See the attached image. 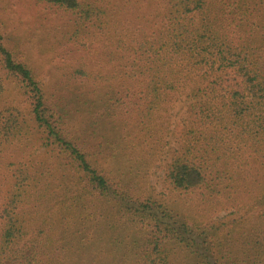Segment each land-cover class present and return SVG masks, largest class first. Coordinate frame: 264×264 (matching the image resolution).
I'll list each match as a JSON object with an SVG mask.
<instances>
[{
    "label": "trees",
    "instance_id": "trees-1",
    "mask_svg": "<svg viewBox=\"0 0 264 264\" xmlns=\"http://www.w3.org/2000/svg\"><path fill=\"white\" fill-rule=\"evenodd\" d=\"M34 1L110 41L75 95L49 91L0 21V79L29 105L0 111V264H264V0ZM183 92L166 180L196 217L104 166L160 153Z\"/></svg>",
    "mask_w": 264,
    "mask_h": 264
},
{
    "label": "rangeland",
    "instance_id": "rangeland-1",
    "mask_svg": "<svg viewBox=\"0 0 264 264\" xmlns=\"http://www.w3.org/2000/svg\"><path fill=\"white\" fill-rule=\"evenodd\" d=\"M119 13L122 24L133 21L125 18L124 11L116 14ZM0 21L49 91H62L75 95L79 89L76 87L83 83L82 78H77L72 70L78 64L79 58L83 64L91 62L96 66L103 45L110 41L109 33L103 34L104 32L76 37L72 25L68 29L79 40V45H76L74 38L70 41L67 28L65 32V22L68 23L67 12L57 7L38 4L34 0H0ZM78 46L81 47L79 50L76 49ZM190 102L187 93L183 92L171 109L169 132L160 153H149V147L144 149L140 146L135 152L126 155L121 152L122 145H120L114 155L106 158L104 166L115 176L129 177L144 193L151 194L170 207L196 217L199 216V210L191 205L189 197L172 189L166 180L167 166L175 149L181 144L179 127L188 122L187 110ZM28 106V99L23 95L20 84L9 79H0V111L14 108L25 113L28 111ZM150 149L154 150V147ZM42 150L37 149L29 156L37 157ZM4 154H8L6 156L13 159V153L0 152V155ZM7 188L6 185L5 190ZM228 213V210L221 211L216 217H224Z\"/></svg>",
    "mask_w": 264,
    "mask_h": 264
}]
</instances>
